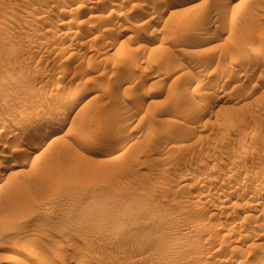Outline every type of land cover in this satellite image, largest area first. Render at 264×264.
<instances>
[{
  "label": "rangeland",
  "instance_id": "rangeland-1",
  "mask_svg": "<svg viewBox=\"0 0 264 264\" xmlns=\"http://www.w3.org/2000/svg\"><path fill=\"white\" fill-rule=\"evenodd\" d=\"M176 1L0 0V264H264V0Z\"/></svg>",
  "mask_w": 264,
  "mask_h": 264
},
{
  "label": "bare ground",
  "instance_id": "bare-ground-1",
  "mask_svg": "<svg viewBox=\"0 0 264 264\" xmlns=\"http://www.w3.org/2000/svg\"><path fill=\"white\" fill-rule=\"evenodd\" d=\"M148 1V0H147ZM178 2L180 1V0H177ZM176 1V2H177ZM181 1H185V2H187V1H191V0H181ZM177 2V3H178ZM184 2V3H185ZM119 3V2H118ZM146 3V2H145ZM148 3V2H147ZM146 3V4H147ZM188 3V2H187ZM97 4V3H96ZM174 4V3H173ZM110 5H116V0H110ZM89 6V5H88ZM120 6H122V5H120ZM166 6V5H165ZM82 7V6H81ZM85 7V6H84ZM97 7V6H96ZM95 7V8H96ZM106 7V6H105ZM118 7V6H117ZM90 8V7H89ZM164 8V7H163ZM166 9V8H165ZM167 9H168V7H167ZM71 10V9H70ZM104 10V9H103ZM145 10V9H144ZM164 10V9H163ZM64 11H66V10H64ZM115 11H116V9H115ZM143 11V10H142ZM112 13V12H111ZM149 13V12H148ZM65 14H67V13H65ZM64 14V15H65ZM69 14V13H68ZM143 14H144V12H143ZM108 16H110V15H108ZM62 24V23H61ZM65 24V23H64ZM76 35V34H75ZM77 51V50H76ZM80 52V51H79ZM78 56V55H77ZM77 56H76V58H77ZM72 57H74V56H72ZM64 59V58H63ZM66 60V59H65ZM62 64V63H61ZM67 65H68V63H67ZM61 67H62V65H61ZM64 68H66V67H64ZM62 69V68H61ZM60 70V69H59ZM83 70V69H82ZM85 70V69H84ZM87 71V70H86ZM43 73H45L46 74V72H43ZM84 73V72H83ZM86 73V72H85ZM98 73V72H97ZM44 74V75H45ZM67 74V73H66ZM47 75V74H46ZM49 75V74H48ZM93 75H95V74H93ZM97 75V74H96ZM103 76H104V73L102 74ZM60 75L58 76V79H60ZM94 77V76H93ZM163 76L161 75L159 78H157V80H160V79H164V78H162ZM127 78H128V76H127ZM131 78V77H130ZM96 79V78H95ZM123 79H125V78H123ZM129 79V78H128ZM194 79V78H193ZM196 79V78H195ZM61 80V79H60ZM90 80H92V79H90ZM99 80V79H98ZM123 81V80H122ZM126 81V80H125ZM156 81V80H155ZM62 83V82H61ZM60 82H58V81H55L52 85V87L53 88H55V89H59V91L60 90H64V91H66V88H65V86L64 85H62ZM65 83V82H64ZM157 83H158V81H157ZM218 83V82H217ZM95 84V83H94ZM76 85V84H75ZM97 85V84H96ZM215 85V84H214ZM79 86V85H78ZM78 86H72V88H70L68 91L70 92V94L72 93V92H75L76 93V91H79V90H82V89H84V87L82 88V89H80V86L78 87ZM91 86V85H90ZM94 87H95V85H93ZM51 87V88H52ZM88 88V87H87ZM54 90V89H53ZM91 90V89H90ZM43 91V90H42ZM67 91V92H68ZM84 91V90H83ZM175 91H176V89H175ZM44 92V91H43ZM55 92H57L56 90H55ZM67 92H65V93H67ZM47 93V92H46ZM45 93V94H46ZM61 93H62V91H61ZM60 93V94H61ZM147 93V92H146ZM50 94V93H49ZM57 94H58V92H57ZM80 94V93H79ZM148 94V93H147ZM56 95V94H55ZM65 95V94H64ZM61 96H62V94H61ZM63 97V96H62ZM68 98V97H67ZM76 98H77V96L74 94V95H72L69 99H70V101H74V100H76ZM55 99V98H54ZM60 102V101H59ZM68 102V101H67ZM124 102V101H123ZM54 103H55V101H54ZM61 103V102H60ZM74 103V102H73ZM62 104V103H61ZM125 104H127V103H125ZM75 105V104H74ZM141 105V104H140ZM53 106V105H52ZM131 107V106H130ZM129 108V107H128ZM61 110V109H60ZM52 116H54V114L52 115ZM85 117V116H84ZM83 119H85V118H83ZM250 129V128H249ZM251 130H253V129H251ZM40 132V131H39ZM52 133V128H46V129H43V130H41V133H40V137H38L39 139H37V141L35 142L36 144H34V146H33V150H31V151H37L38 149H40V147L42 146V144L44 143V141H46V139L48 138V136L50 135ZM39 134V133H38ZM246 134H247V137H251L253 134H254V132L253 131H248V132H246ZM258 134V133H257ZM63 135V134H62ZM258 137V136H257ZM245 140V139H244ZM103 141V140H102ZM110 142V141H109ZM248 141H246V143H247ZM101 143V142H100ZM256 143V142H255ZM251 144V143H250ZM249 144V142H248V145H250ZM258 144V143H257ZM261 144V143H260ZM263 144V143H262ZM99 145V144H98ZM104 145V144H103ZM106 145V144H105ZM112 145V144H111ZM114 145V144H113ZM112 145V146H113ZM252 145V144H251ZM256 145V144H255ZM264 145V144H263ZM101 146V145H100ZM99 146V147H100ZM107 146H108V144H107ZM106 146V147H107ZM111 146V147H112ZM262 146V145H261ZM109 147V146H108ZM103 147H101V149H102ZM105 148V147H104ZM247 148V147H246ZM109 149V148H108ZM250 149V148H249ZM260 149V148H259ZM258 149V150H259ZM111 150V149H110ZM30 151V152H31ZM247 151V150H246ZM249 151V150H248ZM28 153H29V150H28ZM27 154V153H26ZM38 154V153H37ZM50 159H52V158H50ZM15 171H17V170H15ZM216 176V175H215ZM184 177V176H183ZM181 179V178H180ZM181 183H186L187 182V179L184 177V178H182L181 180H179ZM214 181V180H213ZM219 181V180H218ZM223 181H225L224 179H223ZM214 183V182H213ZM217 183H220V182H217ZM229 197V196H228ZM256 206V205H255ZM256 207H258V206H256ZM248 215V214H247ZM253 217V216H252ZM251 217V218H252ZM198 219V218H197ZM205 219V218H204ZM206 219H209V218H206ZM201 221V220H200ZM205 221V220H204ZM204 221H202V222H204ZM207 221V220H206ZM216 221V220H215ZM212 222V221H211ZM217 222V221H216ZM262 222H263V218H262ZM261 222V223H262ZM200 224H202L201 222H199ZM208 222H206V224H207ZM214 223V222H213ZM260 223V222H259ZM264 223V222H263ZM219 224H220V222H219ZM218 224V225H219ZM215 225V224H214ZM216 225H217V223H216ZM220 225H223V224H220ZM219 225V226H220ZM262 225V224H261ZM261 225H259V226H261ZM264 225V224H263ZM213 226V225H212ZM214 227V226H213ZM216 227H218V226H216ZM221 227V226H220ZM219 228V227H218ZM240 230V229H239ZM231 233H232V231H230ZM233 232L234 233H236L237 232V228L236 229H233ZM239 233V232H238ZM241 238V237H240ZM240 240V239H239ZM236 241V240H235ZM261 257V256H260ZM261 259V258H260ZM224 260V259H223ZM225 261V260H224ZM223 261V262H224Z\"/></svg>",
  "mask_w": 264,
  "mask_h": 264
}]
</instances>
